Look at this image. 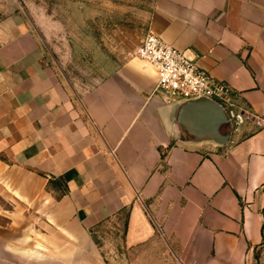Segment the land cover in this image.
<instances>
[{"label":"crops","instance_id":"obj_1","mask_svg":"<svg viewBox=\"0 0 264 264\" xmlns=\"http://www.w3.org/2000/svg\"><path fill=\"white\" fill-rule=\"evenodd\" d=\"M154 7L149 31L224 89L226 114L264 119V0ZM62 74L25 15L0 20L5 189L45 200L47 221L93 264L124 253V264H247L262 241L264 125L242 117L222 127L225 144L194 138L178 117L184 100L155 90L154 69L134 55L79 89ZM107 224L97 245L92 232Z\"/></svg>","mask_w":264,"mask_h":264},{"label":"rangeland","instance_id":"obj_2","mask_svg":"<svg viewBox=\"0 0 264 264\" xmlns=\"http://www.w3.org/2000/svg\"><path fill=\"white\" fill-rule=\"evenodd\" d=\"M155 3L0 0V20L12 13L25 15L41 35L52 64L79 89L107 75L124 58L136 56L135 48L150 33ZM11 187L24 195L20 183ZM45 206V200L38 197H15L0 180V264H93L92 253L47 221ZM108 225L92 232L97 245L109 233ZM37 243L41 249L36 248ZM123 255L125 262L129 258ZM124 262L115 257L108 264ZM247 264H264V241L250 251Z\"/></svg>","mask_w":264,"mask_h":264},{"label":"built area","instance_id":"obj_3","mask_svg":"<svg viewBox=\"0 0 264 264\" xmlns=\"http://www.w3.org/2000/svg\"><path fill=\"white\" fill-rule=\"evenodd\" d=\"M136 56L151 66L156 74L155 90L163 91L170 97L194 99L205 97L218 104H224V89L202 68L189 58L183 50L165 42L150 32L135 48ZM233 122L245 120L256 126L264 125V119L251 112L235 116Z\"/></svg>","mask_w":264,"mask_h":264},{"label":"water","instance_id":"obj_4","mask_svg":"<svg viewBox=\"0 0 264 264\" xmlns=\"http://www.w3.org/2000/svg\"><path fill=\"white\" fill-rule=\"evenodd\" d=\"M182 100L178 117L188 134L194 138H210L219 144L228 141L230 133L222 131V127L234 121L231 112L227 115L222 105L205 97ZM197 109L201 111L196 112Z\"/></svg>","mask_w":264,"mask_h":264},{"label":"trees","instance_id":"obj_5","mask_svg":"<svg viewBox=\"0 0 264 264\" xmlns=\"http://www.w3.org/2000/svg\"><path fill=\"white\" fill-rule=\"evenodd\" d=\"M262 215H263V224H262V242H263L264 241V207H263Z\"/></svg>","mask_w":264,"mask_h":264}]
</instances>
